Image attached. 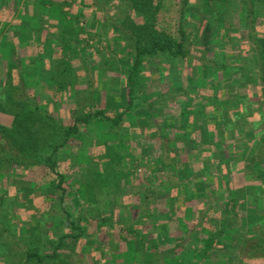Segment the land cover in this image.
<instances>
[{
	"label": "trees",
	"instance_id": "16d2710c",
	"mask_svg": "<svg viewBox=\"0 0 264 264\" xmlns=\"http://www.w3.org/2000/svg\"><path fill=\"white\" fill-rule=\"evenodd\" d=\"M235 2L245 14L247 42L237 46L241 57L229 59L220 51L208 59L209 43L202 40L211 39L216 27L224 30L226 16L218 5L222 0H0V37L6 38L0 47L6 62L0 82V119L9 120L5 121L8 128L0 123V134L7 142L0 143V172L11 167L47 168L52 176L50 192L54 196L62 191L60 201L53 204L70 225L68 233L57 237L62 228H58L60 222L54 223L47 249L39 240L41 229L33 228L29 237H19L9 214L0 212L2 225L27 245L24 264L58 258L69 241L85 238L93 222L120 230L125 244L129 234L145 248V258L152 264H212L222 253L238 257L240 264H250L247 256L264 261V0ZM204 6L213 9L210 18L200 27H190L195 13L203 14ZM236 32L231 30L233 35ZM113 43L123 50L121 55L114 51ZM23 49L29 53L25 60ZM122 59L130 62L125 77L119 75ZM90 60L96 64L95 70ZM151 61L164 66L175 85L172 88L171 83L158 81L167 90L154 91L153 98L145 91L149 82L145 68ZM200 67L209 68L213 79L209 85L198 81L196 89L190 78ZM96 71L100 77L114 74L110 84L116 91L112 94L125 90L128 105L124 110L110 112L99 107ZM78 87H82L80 101L86 108L79 114L72 112L71 121L65 114L58 117L72 89ZM135 110L150 114L155 139L161 142L158 165L180 184L163 193L157 178L148 180L149 193L157 192L134 197L139 201L124 204L113 215L106 211L112 206L108 202L98 216H86L76 208V215L68 212L63 205L67 178L59 171L60 154L69 150L71 140L88 125L100 122L113 132ZM173 112L175 127L166 134L157 117H170ZM189 147L193 149L190 156ZM128 158L121 153L105 158L109 160L107 174H101L96 165L95 174L87 173V179L99 181L96 189L107 193L112 183L122 182L119 169L132 163ZM193 160L200 165L191 163ZM87 196L91 210L93 196L89 192ZM182 210L190 215L188 243L174 219ZM46 220L51 224L64 221L49 216ZM164 240H172L174 245L162 249ZM136 244L131 245L134 251L127 256L129 263L142 258Z\"/></svg>",
	"mask_w": 264,
	"mask_h": 264
},
{
	"label": "rangeland",
	"instance_id": "374dc122",
	"mask_svg": "<svg viewBox=\"0 0 264 264\" xmlns=\"http://www.w3.org/2000/svg\"><path fill=\"white\" fill-rule=\"evenodd\" d=\"M218 5L223 9V14L226 16V23L223 27L224 30H220L216 27L212 31L213 36L211 39L206 38L202 40V43H209L205 55H208V59H214L220 51H222L229 59H239L238 57H241V55L239 54V51H237V46L241 45L242 47L247 42L246 34L243 30L245 14L235 0H222V3ZM204 8L205 10L203 11V14H201V12L200 15L198 12L195 13L196 16L193 18L194 20L189 23L190 27H192L191 25L200 27L206 19L210 18V12L213 9L208 6H204ZM176 9L179 10L177 5ZM176 15L177 13L175 12L173 18L176 17ZM232 29L237 30L236 33H238V35H233L231 33ZM215 34H217V36H215ZM5 41L6 38L1 35L0 47H2V44H5ZM112 46H114V51L119 52L121 55L123 50L119 51V48L115 46V43H113ZM110 50H108V52ZM3 51L5 52V50L0 48V82H2L4 78V71L6 69V62L3 61ZM224 51L229 52L226 53ZM33 53H35V49L33 50ZM21 57H23L22 60H25L26 57H29V53L23 49ZM93 63L94 62L92 61L90 62L92 69L95 70L97 67L96 64L94 63L93 65ZM22 65L25 67L26 63H22ZM120 66V77L121 75L123 77L128 76L130 62L122 59ZM199 69L198 74L190 78V83L196 89L199 86L197 84L198 81H207L209 85V82L211 84L213 79V74L209 68L200 67ZM164 70L165 67L157 64L155 61H151L145 68L147 79L149 81L146 84L145 91L149 92L151 98H153L152 93H154V91H160L163 87V85H158V81L167 85L171 83L169 76L166 75ZM91 73V77H94L95 81H97L95 74L93 75V72ZM94 73H99V107L107 109L110 112L124 110L128 105V98L125 90H121V94H112L116 91L110 84V79L114 74L110 73V77H100L99 71ZM80 84H85V80H80ZM168 86L175 88V85L173 86L172 83L171 86ZM81 88L82 87L72 89L70 100H65L63 104L64 106L62 107L63 110L57 114L58 117L65 114L66 119L71 121V116L75 115V113L72 112L79 114L86 108L85 103L82 104L80 101ZM163 88L165 89L164 91L167 90L165 87ZM175 90H177V88ZM37 95H40L38 91ZM60 98L61 96H58V99ZM86 103L90 102L86 101ZM76 107H79V109L74 111L76 110ZM170 107L171 106L169 105L166 110L170 111ZM178 107H176V110L180 109ZM174 108L171 110H174ZM176 110H174V112ZM137 111L138 110L132 112L127 119L122 122L121 126L116 128V131L113 132L110 126H106L100 122L88 125L77 137L71 140L69 150L63 151L60 154L61 157L58 161L59 171L67 178L65 186L67 196H65L66 200L63 205L68 212L76 215V212L73 210L76 208L86 216H89L90 214L98 216L99 209L102 212L108 203H110L112 206L106 211H110V213H112L111 215H113L117 208H122L126 204L132 205L134 201H139V199L134 200V197H142L145 195L143 193H149V189H147L145 185L148 180L157 178L158 180L156 181L160 182L158 190H161L163 193L167 191L168 187L171 185L175 186L180 184L178 179L169 176L167 172H165L164 167L158 165L162 158V150L160 149L161 142L155 139L156 135L153 133L155 124L150 117V114L146 111ZM157 118L160 122V124H158L166 131V134L175 127V121L177 120L175 113L170 117L158 116ZM5 121L8 122L9 120L6 119ZM5 121L0 119L2 126L8 128ZM202 133V139L204 141L206 138L205 128L202 130ZM0 143L2 145L7 143L1 134ZM192 150L191 147L186 150L189 156L192 154ZM115 153H121L125 157H129L127 162L129 163L130 159L132 163H127L129 165L128 167H122L119 169V175L123 176L122 182L117 180L112 183L107 189V193H104L103 190H99L100 188L96 189L98 188L97 186H99V181L90 182V180L87 179V173L89 174L90 172L92 175L95 174V166L99 165L98 167L101 174H107L105 168L107 167L109 160L105 158L110 156L113 157ZM10 154L13 156L18 155H16V153ZM176 154L181 155L179 151H177ZM191 163H194L197 166L200 165L199 161L193 160ZM4 170L6 171L0 172L1 214L4 210L9 214L7 216L13 221V227L19 232V237L27 238L31 234V229H41L40 232L43 234L39 240L42 241L44 246H47L48 249L51 244L46 240L51 236V231H53L52 227L55 226L54 228H56L54 223L60 222L58 228H62L61 231L56 233L57 237H61L68 233V229H70V225L66 224V217L62 216L59 212V208L55 207L53 204L56 202L55 204L57 205L60 201L62 191H56L54 196L52 195V192H50L52 176H50L51 172L45 167L33 168V170L32 168L23 169L20 167H11L9 170ZM110 175L112 174H109L107 178ZM152 191L157 192L156 190H151V192ZM88 192L93 196L94 200V205L91 204V207L94 206V208H91V210L88 207L90 204V200L87 196ZM161 202L162 206H160L164 207L163 205H166V202H163V200ZM85 211L86 213H84ZM106 211H104V213ZM48 216L50 218L56 217L57 220L58 217H61L64 221H55L51 224L50 220H46ZM174 219L179 222L177 225L178 231L182 233V237L187 239L185 243H188L190 237L189 235H186L189 227L190 215H185V212L182 210V212L174 214ZM48 226L50 229H48ZM6 227L7 226L2 225V223L0 224V264L26 263L27 245L25 246L20 243L18 239L12 237ZM119 231L120 230H117V228L108 226L102 227L100 222H93L90 224L84 239L74 242L69 241L65 248L60 251L58 258H55L54 260H45L44 264H144V262L145 264H152V261H148L145 258V248L140 246V242L134 241L128 234L125 237H127L129 243L125 244L121 239ZM170 241L171 242L169 243L168 240L162 241V249H167L169 247L168 245L171 243L174 245V241ZM131 243H137L136 245L138 246L136 249L142 253V258L137 257L139 260H136L134 263H129L127 261V256H131L134 251L133 247H131ZM123 248L126 252L123 251ZM222 254L224 256L217 257L212 264H240L238 257L232 258L229 254ZM246 259L249 260L250 264H264V261H254L248 256ZM185 264H187V262Z\"/></svg>",
	"mask_w": 264,
	"mask_h": 264
}]
</instances>
